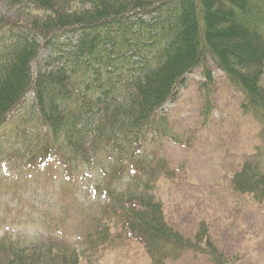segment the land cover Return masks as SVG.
Listing matches in <instances>:
<instances>
[{
    "label": "trees",
    "instance_id": "trees-1",
    "mask_svg": "<svg viewBox=\"0 0 264 264\" xmlns=\"http://www.w3.org/2000/svg\"><path fill=\"white\" fill-rule=\"evenodd\" d=\"M34 1L50 7L56 3L57 12L26 22L24 35L2 30L7 18L0 13V125L31 94L38 111L34 119L40 121V133L45 129L41 138L29 143L43 145L39 155L34 151V160L48 153L65 162L85 158L93 151L87 143L93 133L97 143L105 139L110 147L111 142L110 148L134 147L157 126L155 114L177 93L186 73L200 65L208 77V98L213 81L209 59L242 94L243 111L263 125L264 135V0H76L82 7L72 11L66 9L75 3L72 0ZM127 13L140 28L133 38L118 34L115 42L110 33H97L110 20H129ZM113 25L125 26L119 20ZM7 32L9 39L3 42ZM44 49L52 52L50 61L36 72L32 63ZM249 162L233 187L264 201V172ZM157 172L150 168L146 189L138 188L126 201V194L120 195L123 223L115 236L141 242L152 264H165L198 247L210 248L215 264H227L229 256L208 238L204 221L195 241L167 222L162 202L151 191L161 178ZM107 229L97 227L102 243L113 241ZM0 264H79V257L65 249L48 256L42 246L0 240Z\"/></svg>",
    "mask_w": 264,
    "mask_h": 264
},
{
    "label": "rangeland",
    "instance_id": "rangeland-1",
    "mask_svg": "<svg viewBox=\"0 0 264 264\" xmlns=\"http://www.w3.org/2000/svg\"><path fill=\"white\" fill-rule=\"evenodd\" d=\"M72 1L75 3L66 7L68 11L82 7V3ZM0 12L7 18L8 24L4 25L7 29L9 24L24 26L26 21H35L45 14L51 16L57 12V4L50 7L38 5L34 0H0ZM126 15L129 20H110L105 23L108 27L97 28V33H110L115 42L120 40L118 34L133 38L136 32L140 33L139 24L135 23L138 20ZM117 20L125 26L113 25ZM9 34L3 37V42L9 39ZM102 41L106 46L104 38ZM50 53L44 49L38 61L32 63L36 71L47 66ZM208 64L213 80L209 83L211 103L206 97L208 77L200 65L186 76L177 95L155 114L158 122L151 132L165 133L169 127L170 134L181 142L160 137L145 144L147 154L165 158L171 169L169 172L165 168L151 191L162 202L167 222L186 237L194 239L204 221L209 229L208 238L229 256L227 264H264V201H259L255 194L235 190L232 184L246 161L264 172L263 125L243 111L242 94L228 81L225 72L212 64L211 59ZM129 68L136 69L132 65ZM262 77L264 84V74ZM30 95H25L24 103H19L0 127V239L6 243L20 240L22 244H32L55 236L45 243L50 252L74 251L75 245L69 244H77L80 264H152L142 244L134 239L121 237L102 243L97 238V219L109 227L113 236L123 215L115 217L104 207L110 199L109 192L122 180L127 181L123 174L114 179L115 170L110 175L105 170H110L111 165L107 155L115 151L110 148L111 142L110 147L105 139L97 143L93 133L87 143L97 153L78 157L70 170L51 159L31 161L34 151L39 154L43 145L29 147V143L41 138L44 132L35 134L41 127L40 121L34 119L38 111ZM151 122L152 119L148 125ZM91 156L94 157L90 163H81ZM165 264L214 263L208 253L189 249Z\"/></svg>",
    "mask_w": 264,
    "mask_h": 264
},
{
    "label": "bare ground",
    "instance_id": "bare-ground-1",
    "mask_svg": "<svg viewBox=\"0 0 264 264\" xmlns=\"http://www.w3.org/2000/svg\"><path fill=\"white\" fill-rule=\"evenodd\" d=\"M198 67H199V66H198ZM181 85H182V83H181L180 85L177 86V88H176V91H177V92H178V88H179ZM235 90H236V89H235ZM238 92H239V91H238ZM242 99H243V98H242ZM241 102H242V101H241ZM163 105H164V104H163ZM163 105H162V106H163ZM162 106H161V107H162ZM242 109H243V108H242ZM159 110H161V109L159 108ZM244 112H245V111H244ZM245 113L251 114V113L248 112V111L245 112ZM251 116H252V114H251ZM252 118L256 121V119H255L253 116H252ZM153 129H154V128H151V129H148L147 131H149V130L151 131V130H153Z\"/></svg>",
    "mask_w": 264,
    "mask_h": 264
}]
</instances>
